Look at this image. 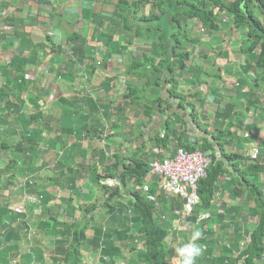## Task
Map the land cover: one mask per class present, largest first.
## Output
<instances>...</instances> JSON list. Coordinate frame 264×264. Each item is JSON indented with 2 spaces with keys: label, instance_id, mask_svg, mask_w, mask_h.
<instances>
[{
  "label": "crops",
  "instance_id": "1",
  "mask_svg": "<svg viewBox=\"0 0 264 264\" xmlns=\"http://www.w3.org/2000/svg\"><path fill=\"white\" fill-rule=\"evenodd\" d=\"M107 7L103 0H0V146L7 153L15 152V159L0 153V264L9 258L15 264H34L36 261L63 264L60 260L64 257L57 249L60 248V232L83 218L80 215L85 208L81 210V206H92L99 201L102 206L108 198L104 197L102 185L113 178L102 179L99 185L98 176L102 178L113 172L117 161L130 163L125 159L134 157L141 144H145L144 153L151 155L150 158L165 159L174 155L177 146L164 150L150 141L163 130L165 113L157 109L152 122H148L143 105L130 104V100L125 99L129 93L124 74L126 66L131 63L128 59L143 53L144 49L134 46L122 51L113 43L107 45L109 17L113 12ZM93 12L97 16L93 17ZM221 15L223 23L232 24L233 28L227 12ZM99 17L106 21L100 32L96 30L101 21ZM75 22H85V32H75L78 40L72 42L74 32H66L65 25L73 26ZM196 26L191 31L200 35ZM239 35H230L231 46L227 45L226 37L223 48L214 46L210 53L202 50V43L192 53L193 67L200 71V79L207 81L202 87L200 81L197 85L200 86L198 91L203 93L202 99L206 100L205 106L199 109V117L202 126L211 131L214 127L227 125V122L215 120L219 105L224 107L230 97H239L240 103H248L246 96H239L234 91L239 80L246 78L249 85L256 81L255 55L246 56L241 54L239 45L233 47L240 42ZM123 37H127L126 32L114 36L113 42L119 43ZM213 44H216L214 40ZM60 45H63L62 49H59ZM66 45L69 47L65 48ZM73 47L82 49V52L74 54ZM181 81V88L184 87L187 94L192 87L188 86L189 81L184 76ZM259 85L264 88V82ZM248 91L249 87L244 93ZM256 96L263 97L261 103L264 104V90L257 92ZM244 115L247 130L238 132L240 140L235 137L231 146L225 149L249 159L251 150L262 146L259 166L263 171L249 180L264 193V108L253 107L249 113L244 110ZM133 132H142L140 140L124 142L121 135ZM201 132L199 126L193 127L191 137L201 139ZM106 134L108 136L104 139ZM209 137L215 139L211 134ZM237 162L243 169L251 161ZM8 165L12 167L9 174ZM17 167L22 170L16 172ZM229 169L234 171L233 167ZM124 170V165H120L118 173ZM13 175L14 185L5 187L7 178ZM153 177L156 179L150 173L143 189L135 187L133 180L127 187L121 186L124 193L119 201L124 205L130 202L132 196L128 191L148 193ZM217 188L211 210L201 211L208 212L210 219L193 224L183 210L178 215V212L168 210L171 205L175 206L173 200L177 196L163 192L164 189L159 187L164 193V199L158 204L160 214L172 226V239L167 242L169 248L175 250L172 264H179L176 248L186 242L194 230L201 232L198 243L204 245L197 264H218L222 250L237 258L249 245L251 232L258 223L251 194L228 177H222ZM148 198L156 200V196L150 194ZM6 200L14 204L24 203L16 208L10 204L1 208ZM16 210L19 214L15 213ZM9 213L11 222L7 217ZM91 214L95 216L96 213ZM108 215L109 211L105 209L103 216L101 213L97 218L98 226L100 223L106 226L109 222L108 227L121 231L120 221L112 222L117 216ZM103 217L107 218L105 222ZM23 221L28 228L23 226ZM31 233H36L34 238ZM143 245L141 243L140 247ZM34 246H38V252L34 251ZM126 253L121 248V254ZM133 257L131 253L129 258ZM123 263L122 258L118 264ZM239 264H245L244 259ZM259 264H264V260Z\"/></svg>",
  "mask_w": 264,
  "mask_h": 264
},
{
  "label": "trees",
  "instance_id": "2",
  "mask_svg": "<svg viewBox=\"0 0 264 264\" xmlns=\"http://www.w3.org/2000/svg\"><path fill=\"white\" fill-rule=\"evenodd\" d=\"M103 1L108 4L107 8L113 11L109 17V32L106 35L109 36L107 45L110 46L113 43L122 51L127 48L131 49L135 45H140L138 48L141 50L144 49L143 53L128 59L129 62L131 60V63L126 66L124 74L128 82L127 90L129 93L125 95V99L130 100V104H142L148 122H152V117L158 111L157 109L165 113L166 122L163 130L150 141L154 142L156 147L164 150H169L172 145L177 146L174 155L180 147L189 153L200 151L211 159L208 176L201 180L198 185L200 203L194 209V214L189 218V221L194 224L198 216L203 214L201 213L202 210H211L218 191L217 184L222 177L233 178L235 185L243 187L251 194L256 204L254 210L258 217V223L251 232L249 245L242 250L237 258H233L227 251L222 250L219 255L220 262L217 263L239 264V261L244 259L245 264H259L260 261L264 260V193L257 184L249 179L263 171V168L259 166L262 146L258 145L253 148L259 150L257 159H252L253 149L249 154V159H246L240 153H228L225 147H230L235 137L240 140L238 132L247 128L244 110L249 113L253 107L264 108V104L261 103L263 97L256 96L257 92L262 93L264 90L259 85V82H264V7L261 8L256 0H234L233 2H227V0ZM262 2L264 5V0ZM146 6H149V14L147 16L139 15ZM222 12H227L235 29L241 30L240 52L246 56L255 55V68L258 70L254 72L256 74L255 82L249 85L247 79L242 78L239 80L238 88L235 87L234 90L239 93V96H246L248 103H240L239 97H230L229 103L220 107L221 100H218L219 107L216 111L215 120L227 122V125L224 123L225 125L214 127L211 131L202 126L199 117V109L205 106L206 100L202 99L203 93L198 91L197 87H202L207 81L201 80L200 71L197 67H193L194 55L192 53L196 47L202 45V33L210 32L211 35H214L221 31ZM91 15L97 16L94 12ZM99 19L102 22L100 21L96 28L98 32L106 22L101 17ZM195 25L200 29V35L198 33L193 34L191 31ZM168 30H177V32L170 35L167 33ZM121 32H126L127 37H123L124 40L118 41L119 43L113 42L114 36ZM73 35L74 39L71 38V40L76 42L78 34L74 32ZM208 37L209 42H213V39ZM145 45L147 47H144ZM62 48L63 45H60L59 49ZM80 48H83V45ZM73 50L74 54L77 51L78 54L82 52V49L79 50L77 47H73ZM183 76L185 80L189 81L188 86L192 87L187 94L183 91L184 87L181 88ZM199 81L203 84L197 86ZM144 82L146 86L143 85ZM247 87H249V91L244 93ZM237 93L236 96H238ZM219 96L221 95L219 94ZM170 110L171 113L167 114V111ZM198 126L202 130L201 139L194 143L186 141V135L191 136V128ZM210 134L216 139L218 151L208 138ZM107 136L108 134L104 136V139ZM141 136L142 132L121 135L123 141H129V143L138 142ZM144 147L145 144H141L136 148L134 157L125 159L130 160V163L117 161L113 165V172L102 178L98 176L99 185L102 179L118 178L120 187L114 188L103 184L104 197H108L105 204L101 206L99 201L92 206H81V210L85 208L81 222L75 223L72 225L73 227L69 226L68 228H72L69 232H60V248L57 249L58 254L64 257L60 260L63 264H84L82 248L84 243L85 245L89 243L92 247L90 249L100 252V254L98 253V261L101 264H118L122 257L127 264H172L171 260L174 258L175 250L168 246L172 239L170 237L172 226L162 217L158 207L161 199H164V193L159 190V187L163 188V178L158 175H156V179L153 177V183H151L148 193L141 190L128 191L132 199L127 205L119 201L124 193L121 186L127 187L129 180H133L135 187L143 189L142 185L151 173L150 164L157 158H150L151 155L144 153ZM239 160L251 162L242 169L237 162ZM120 165L125 167L122 173H118ZM227 166L233 167L234 171L230 172ZM6 168L8 174L12 172L11 165L6 166ZM15 181L14 175L9 176L5 187L13 186ZM148 194L156 196V200H150ZM238 194L235 192L237 197H239ZM173 202L175 206L171 205L168 210L178 212V215L180 214L179 211L183 210L184 202L177 197ZM102 209L109 211L108 216H112V213L117 216L114 217L115 220L112 219V222L119 220L118 224L122 230L108 227L109 222H106V226L104 223H100L101 226L96 223L95 238L89 239L87 231L95 217H91L90 220H87V217L94 211L101 212ZM15 213L19 214L17 210ZM22 224L25 228L29 227L25 221ZM61 225L65 226L63 223ZM141 243L144 244V247H140ZM121 248L127 252L125 255L121 254ZM131 253L134 254L133 258H129ZM117 257L120 258L117 259Z\"/></svg>",
  "mask_w": 264,
  "mask_h": 264
},
{
  "label": "built area",
  "instance_id": "3",
  "mask_svg": "<svg viewBox=\"0 0 264 264\" xmlns=\"http://www.w3.org/2000/svg\"><path fill=\"white\" fill-rule=\"evenodd\" d=\"M252 159H257L259 150L252 151ZM211 159L200 151L187 152L178 148L175 155L151 162V174L163 178V189L184 201V215H190L200 203L198 185L207 178ZM109 186L118 184L117 180L106 182ZM210 219L208 212L199 216V222Z\"/></svg>",
  "mask_w": 264,
  "mask_h": 264
},
{
  "label": "rangeland",
  "instance_id": "4",
  "mask_svg": "<svg viewBox=\"0 0 264 264\" xmlns=\"http://www.w3.org/2000/svg\"><path fill=\"white\" fill-rule=\"evenodd\" d=\"M232 1H234V0H232ZM228 2V1H227ZM149 14V6H146L145 8H144V10L141 12V14H139V15H145V16H147ZM222 20V19H221ZM80 23H82V25L80 24ZM80 23H74L73 24V26H69V24H67V25H65V30H66V32H68V33H72V32H79V33H84L85 32V30H84V28H85V26L84 25H86L85 24V22H80ZM221 23V33H219V35H211V33L210 32H204V33H202L201 34V37L203 38L202 40H204L203 41V45H202V50H204V51H209L210 53H212V51L214 50V46H221V48H223V45L225 44V42H224V40L226 39V37H228V39H227V45H229V46H231L232 44H229V41L231 40V36L230 35H233V34H235L236 35V33H238V35H239V31H241V30H239V29H235V26L233 25V28H232V24H225V23H223L222 21L220 22ZM231 28L234 30V32H232V30H231ZM177 32V30H175V31H173V30H168L167 31V33L168 34H170V35H172V34H174V33H176ZM197 34V31L196 32H193V34ZM86 35V34H85ZM208 36H210V38L211 39H213L214 40V42L216 43L215 45L213 44V42H209V37ZM241 36H242V34H240L239 35V38H240V42H241ZM238 45L240 46V43L238 42V43H236L235 45H233V47H238ZM135 46H137V47H139L140 45H135ZM65 48H68L69 46L68 45H66V46H64ZM144 47H147L146 45L144 46ZM192 48H195V47H192ZM241 48V47H240ZM207 54V53H206ZM210 56V54H208V56H207V58ZM105 61H108V59L107 58H103ZM207 60V59H206ZM116 69V68H115ZM143 85H145V82L143 83ZM146 86V85H145ZM12 90V89H11ZM0 148H2L1 149V151H0V153H2V156H4V157H9L10 159H15V152H12V153H7V151H4L3 149H5L4 147H1L0 146ZM7 150H9V149H7ZM136 152V151H135ZM10 161V160H9ZM11 162V161H10ZM22 170V168H19V167H17V169H16V172H20ZM131 182V180H129V183ZM94 184V186H96L97 188H98V186H97V182H94L93 183ZM23 196V195H22ZM5 202H6V205H5ZM4 202V205H3V203H2V205H1V208H3L4 206L5 207H7V205H9L10 204V206L12 207V206H14V205H16V206H14L15 208L17 207V206H21V204H23L24 202H22V201H20L19 202V204H14V202L13 201H11V200H6ZM196 208V207H195ZM194 208V209H195ZM9 209V208H8ZM25 210V209H24ZM104 210L105 209H102V211L101 212H96V214H95V220L91 223V225H90V227L88 228V231H87V236H88V238L89 239H94L95 238V232H94V229L96 228V223H97V221H98V219H99V217H101V213H102V216H103V212H104ZM7 211V210H6ZM95 213V212H94ZM193 214H194V210L192 211V213L190 214V215H185V216H187L188 218H190L191 216H193ZM204 214V213H203ZM201 215V214H200ZM199 215V216H200ZM81 217H83L84 216V213H82V215H80ZM199 216H198V218H197V222H199ZM8 218H9V222H11L12 221V217H11V213H9V215L7 216ZM93 217V216H92ZM98 218V219H97ZM88 219H90V218H88ZM97 219V220H96ZM103 219H104V222L107 220V218L106 217H103ZM81 222V220H79V221H77L76 222V224L77 223H80ZM203 222V221H202ZM199 223H201V222H199ZM71 227H73L72 225H71ZM68 228V227H65L64 229L67 231V232H69V230L70 229H72V228ZM52 230H55V229H52ZM74 231V230H73ZM45 233L46 232H44V235H45ZM63 233V232H62ZM31 235H32V237L34 238L35 237V235H36V233H31ZM38 238V237H37ZM33 249H34V251L35 252H38L39 251V248H38V246H34V247H32ZM37 248V249H36ZM82 248H83V251H84V264H101V263H99V261H98V257H99V255H98V253L100 254V252H95V250H93V249H90V248H92V247H90V244L89 243H86V245H85V243H84V245L82 246ZM127 250V249H126ZM123 258V257H122ZM123 260H124V263L123 264H127L126 263V261H125V259L123 258ZM28 263V262H27ZM3 264H15L14 263V261L13 260H11L10 258L7 260V261H5ZM34 264H42L41 263V261H39V263L36 261ZM43 264H47V263H43ZM51 264V263H50ZM55 264V263H54ZM109 264V263H108Z\"/></svg>",
  "mask_w": 264,
  "mask_h": 264
},
{
  "label": "clouds",
  "instance_id": "5",
  "mask_svg": "<svg viewBox=\"0 0 264 264\" xmlns=\"http://www.w3.org/2000/svg\"><path fill=\"white\" fill-rule=\"evenodd\" d=\"M113 180H117L118 184L114 186H109L105 182L103 184L114 188L120 187V181L118 178H113ZM200 238L201 232L194 230L190 238L176 248V255L179 259V264H197L198 259L204 252V245L198 243Z\"/></svg>",
  "mask_w": 264,
  "mask_h": 264
},
{
  "label": "water",
  "instance_id": "6",
  "mask_svg": "<svg viewBox=\"0 0 264 264\" xmlns=\"http://www.w3.org/2000/svg\"><path fill=\"white\" fill-rule=\"evenodd\" d=\"M256 2H257V4H258L261 8L264 7L262 0H256ZM205 137H208V136H205ZM208 138H209V140L211 141V143L214 144L215 149L218 151V150H219V147H218V145H217L215 139H212V138H210V137H208ZM199 139H200L199 137H198V138H192V137L189 136V135H186V137H185V140H186V141H189V142H192V143L198 141ZM94 212L96 213L97 211H94ZM90 216H92V214H90L89 217H90Z\"/></svg>",
  "mask_w": 264,
  "mask_h": 264
}]
</instances>
